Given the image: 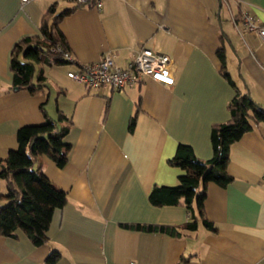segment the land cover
Returning a JSON list of instances; mask_svg holds the SVG:
<instances>
[{"label":"crops","instance_id":"crops-1","mask_svg":"<svg viewBox=\"0 0 264 264\" xmlns=\"http://www.w3.org/2000/svg\"><path fill=\"white\" fill-rule=\"evenodd\" d=\"M68 1L72 5L59 10V0H0V170L18 148L19 128L44 122L43 103L51 117L59 111L68 117L72 144L65 167L45 154L34 167L68 196L53 211L46 242L35 246L22 230L16 238L0 237V264H45L52 251L61 255L56 264H179L182 257L188 264H264L263 124L231 145L233 181L198 189L206 193L205 216L217 231L200 219L181 237L123 226L191 222L183 203L149 200L154 186H175L186 174L169 162L178 145L210 159L212 125L229 120L237 87L264 107V38L240 20L247 12L264 25V0H223L221 9L219 0H103L100 9ZM53 5L67 12L59 27L74 61L39 64L47 78L42 88H12L11 50L23 36L39 34ZM221 47L234 84L221 74ZM143 48L172 59L174 86L144 78L121 90L90 88L68 76L109 52L126 67ZM0 198L7 202L1 180Z\"/></svg>","mask_w":264,"mask_h":264},{"label":"trees","instance_id":"trees-1","mask_svg":"<svg viewBox=\"0 0 264 264\" xmlns=\"http://www.w3.org/2000/svg\"><path fill=\"white\" fill-rule=\"evenodd\" d=\"M78 5H85L76 2ZM67 12L57 13L51 6L42 19L38 35L23 36L17 41L10 53V72L12 88L32 91L46 85V75L41 63H72L64 57V51H70L66 37L59 27L61 18ZM222 42L224 39L222 37ZM61 49L62 51H58ZM225 47L218 50L222 62L221 74L234 84L228 71ZM228 121L212 125L211 144L213 156L204 160L199 158L193 147L179 144L171 165L179 166L187 172L181 176L175 186L156 185L149 200L154 205L184 204L192 216V221L178 226L155 224H123L136 230L160 231L172 236H183L184 231H193L198 227V220L212 231H217L215 224L206 218L203 201L206 193H198L202 183L216 182L227 186L233 181L228 172L229 152L233 143L257 125H264V107L250 96L236 88V95L228 105ZM44 122L39 125L21 126L17 133L18 148L11 150L1 165L0 180L5 184L7 203L3 206L0 198V237L16 238L17 230L24 231L35 246L43 245L46 240L54 209L63 208L68 202L67 194L54 188L43 173L34 167L39 156L48 155L58 167L66 166L72 144L68 142L70 124L68 117L59 111L57 119L51 117L45 103L41 105ZM136 116L130 121L133 129ZM60 253L52 251L45 264H56ZM179 264H188V258L182 257Z\"/></svg>","mask_w":264,"mask_h":264},{"label":"built area","instance_id":"built-area-1","mask_svg":"<svg viewBox=\"0 0 264 264\" xmlns=\"http://www.w3.org/2000/svg\"><path fill=\"white\" fill-rule=\"evenodd\" d=\"M21 1L28 2L30 0ZM75 1L82 4L91 2L98 9L103 6V0ZM240 20L246 30L256 32L261 38H264V25L258 23L253 15L244 12L240 15ZM58 51L62 50L58 49ZM63 54L68 61H74L70 51H64ZM68 76L90 88L109 86L117 90H121L127 85L140 83L144 78L153 79L167 87L174 86L176 82L172 59L149 48H143L126 67L116 65L114 54L109 52L104 55L101 61L84 64L78 72L71 71Z\"/></svg>","mask_w":264,"mask_h":264},{"label":"rangeland","instance_id":"rangeland-1","mask_svg":"<svg viewBox=\"0 0 264 264\" xmlns=\"http://www.w3.org/2000/svg\"><path fill=\"white\" fill-rule=\"evenodd\" d=\"M60 1V8L59 10L63 9L65 6H70L72 5V2L68 1V0H59ZM225 11V10H224ZM225 19V18H224ZM229 46V50H231V44L228 45ZM229 57H232L231 54L229 55ZM234 62H236V60L234 58H232V61H230V67L231 68H235ZM53 99V98H52ZM7 202L2 203V205L4 206Z\"/></svg>","mask_w":264,"mask_h":264},{"label":"water","instance_id":"water-1","mask_svg":"<svg viewBox=\"0 0 264 264\" xmlns=\"http://www.w3.org/2000/svg\"><path fill=\"white\" fill-rule=\"evenodd\" d=\"M222 4H223V0H219V8L221 9L222 7Z\"/></svg>","mask_w":264,"mask_h":264}]
</instances>
